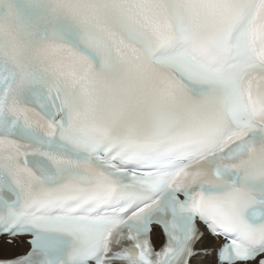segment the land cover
<instances>
[{
    "label": "snow or ice",
    "instance_id": "6c2138e0",
    "mask_svg": "<svg viewBox=\"0 0 264 264\" xmlns=\"http://www.w3.org/2000/svg\"><path fill=\"white\" fill-rule=\"evenodd\" d=\"M0 264H264V0H0Z\"/></svg>",
    "mask_w": 264,
    "mask_h": 264
}]
</instances>
